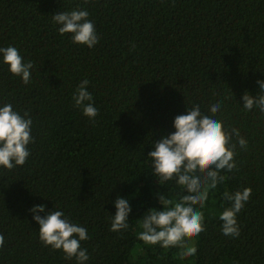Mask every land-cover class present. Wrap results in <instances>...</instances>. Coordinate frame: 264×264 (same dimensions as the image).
<instances>
[{
    "label": "trees",
    "instance_id": "16d2710c",
    "mask_svg": "<svg viewBox=\"0 0 264 264\" xmlns=\"http://www.w3.org/2000/svg\"><path fill=\"white\" fill-rule=\"evenodd\" d=\"M86 8L100 42L93 49L60 36L51 16ZM13 45L35 65L25 85L0 65V102L28 111L35 143L27 162L0 170V264H75L45 247L29 209L59 206L87 228L89 264H264V113L241 109L245 91L264 79V0H0V46ZM90 81L95 122L74 107L72 93ZM220 114L248 140L239 171L210 195L198 254L146 246L135 232L113 233L116 197L130 199L138 223L159 207L147 154L174 131L186 104ZM239 103V104H238ZM250 187L238 216L240 236L220 232V196ZM172 191V184L167 185Z\"/></svg>",
    "mask_w": 264,
    "mask_h": 264
},
{
    "label": "clouds",
    "instance_id": "9594fccd",
    "mask_svg": "<svg viewBox=\"0 0 264 264\" xmlns=\"http://www.w3.org/2000/svg\"><path fill=\"white\" fill-rule=\"evenodd\" d=\"M60 36H68L78 46L93 49L100 42L95 23L86 8L63 10L51 16ZM0 65L18 77L25 85L31 83L35 65L13 46H0ZM257 94L245 91L241 97L242 110L264 113V79L256 81ZM90 81L82 79L72 93L74 107L89 121L99 115ZM223 99H217L206 109L199 104H186L184 114L173 120L174 131L151 142L146 163L158 185L166 189L156 193L159 207L148 208L132 224L130 199L117 196L112 202L115 214H109L113 233L123 235L132 230L136 239L146 246L160 249H178L182 259L195 257L198 247L193 238L206 230L204 209L210 195L231 179L229 174L239 171L236 157L239 150L248 149V140L237 127L227 125L220 114ZM35 143L33 119L28 111L15 109L10 102H0V170H13L23 166L31 156L30 146ZM173 188L169 192L167 185ZM252 195L250 187L237 190L224 188L220 199L223 203L217 212L220 232L233 239L240 236L238 216ZM29 212L39 226L38 238L64 259L75 264H89L91 257L83 242L90 237L86 227L74 221L61 207L54 205L48 211L44 205H33ZM4 236L0 235V247Z\"/></svg>",
    "mask_w": 264,
    "mask_h": 264
},
{
    "label": "rangeland",
    "instance_id": "374dc122",
    "mask_svg": "<svg viewBox=\"0 0 264 264\" xmlns=\"http://www.w3.org/2000/svg\"><path fill=\"white\" fill-rule=\"evenodd\" d=\"M206 208H211V209H213V207L211 206V200L209 199V201H208V203H207V206H206Z\"/></svg>",
    "mask_w": 264,
    "mask_h": 264
}]
</instances>
